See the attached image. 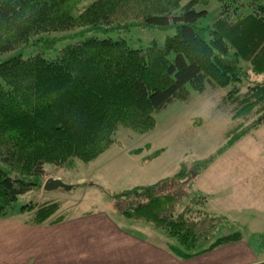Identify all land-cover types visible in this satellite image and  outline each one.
<instances>
[{"label": "trees", "instance_id": "16d2710c", "mask_svg": "<svg viewBox=\"0 0 264 264\" xmlns=\"http://www.w3.org/2000/svg\"><path fill=\"white\" fill-rule=\"evenodd\" d=\"M84 1L0 0V222L20 215L32 225L64 221L60 201L30 198L45 168L93 164L120 126L154 130L157 115L189 88H217L233 121L255 116L251 130L264 125V82L256 79L264 76V0H218L211 23V0H90L81 8ZM138 28L166 38L145 43ZM59 29L80 32L59 49L51 36ZM183 166L175 175L181 182L197 174ZM164 181L114 195V211L175 238L179 246L169 247L182 259L238 239L198 245L196 230L171 216L186 198L183 187L165 195L168 186L157 189Z\"/></svg>", "mask_w": 264, "mask_h": 264}, {"label": "rangeland", "instance_id": "374dc122", "mask_svg": "<svg viewBox=\"0 0 264 264\" xmlns=\"http://www.w3.org/2000/svg\"><path fill=\"white\" fill-rule=\"evenodd\" d=\"M89 1L85 0L81 8ZM207 9L206 23H211L221 11L220 3L211 0ZM248 13L247 10L243 12ZM79 32L80 29H59L51 36L56 38L57 48L62 49ZM134 35L145 43L152 40L162 42L166 38L162 32L142 28L136 29ZM32 54L35 53H27L29 56ZM256 79L264 82V76ZM187 93L183 100L157 115L158 126L152 131L140 134L120 126L111 137L109 151L93 164L74 161L62 167L45 166L42 185L30 198L60 201L66 216L74 207L77 211H84L102 204L111 209L116 205L112 198L114 195L165 180L167 184L157 188L160 190L168 186L165 195L183 187L186 198L177 200L171 216L175 219L181 216L196 230L198 245L202 248H209L223 238L228 233L227 227L229 230L234 227L232 231H241L255 242L257 234H264V125L252 131L255 116L233 121L235 112L221 106L223 93L217 88L206 86L203 91L189 88ZM248 128L251 132L242 135ZM137 150L144 151L132 155ZM160 150L164 151L156 155ZM184 164L186 173L197 170V174L192 173L181 182L175 175ZM49 179H59L72 190L47 193L43 187ZM205 196L219 199L216 207L224 213L212 214L211 211L208 214L205 211L208 197ZM26 200L22 198L15 210H20ZM141 200L134 198L133 203H140ZM119 216L116 221H119ZM135 221L145 225L142 227L156 229L153 224ZM135 226L131 222L129 229L143 234L140 236L142 239L148 240V236H152L148 233L153 231L147 227L150 232ZM157 230L163 234L159 237L165 239L167 235ZM233 236L227 239H233ZM168 238L169 243L179 246L175 238Z\"/></svg>", "mask_w": 264, "mask_h": 264}, {"label": "crops", "instance_id": "0c3cea01", "mask_svg": "<svg viewBox=\"0 0 264 264\" xmlns=\"http://www.w3.org/2000/svg\"><path fill=\"white\" fill-rule=\"evenodd\" d=\"M217 200H205L208 214L224 213L216 207ZM100 205L84 211L74 207L57 224L32 225L24 215L0 222V264H264V234H257L255 243L241 231L227 227L223 239L238 233L237 240L182 259L170 249L166 238L159 237L163 236L160 231L146 226L151 234L142 227L145 225L134 223L152 235L142 239L143 234L130 230L131 222L119 216L114 207Z\"/></svg>", "mask_w": 264, "mask_h": 264}, {"label": "water", "instance_id": "95a60500", "mask_svg": "<svg viewBox=\"0 0 264 264\" xmlns=\"http://www.w3.org/2000/svg\"><path fill=\"white\" fill-rule=\"evenodd\" d=\"M44 190L46 192H54L58 190L70 191L71 187L63 183L59 179H49L44 184Z\"/></svg>", "mask_w": 264, "mask_h": 264}]
</instances>
